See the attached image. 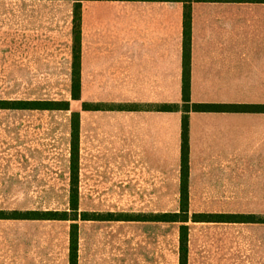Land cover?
I'll return each instance as SVG.
<instances>
[{
	"label": "crops",
	"instance_id": "obj_1",
	"mask_svg": "<svg viewBox=\"0 0 264 264\" xmlns=\"http://www.w3.org/2000/svg\"><path fill=\"white\" fill-rule=\"evenodd\" d=\"M78 4L82 98L72 101L82 104L73 111L88 141L80 198L95 196L84 184L105 191L115 180L125 197L180 198L183 113L159 107L183 103V1L0 0V85L33 69L66 73L72 85ZM191 11V102L264 105V2L193 1ZM189 141L190 264L193 224L264 231V111H190Z\"/></svg>",
	"mask_w": 264,
	"mask_h": 264
},
{
	"label": "rangeland",
	"instance_id": "obj_2",
	"mask_svg": "<svg viewBox=\"0 0 264 264\" xmlns=\"http://www.w3.org/2000/svg\"><path fill=\"white\" fill-rule=\"evenodd\" d=\"M27 74L26 78L3 80L16 84L0 85V99L69 100L71 109H0V211L6 217H35L50 211H68L76 216L69 205L71 113L82 110V104L72 101L66 73L61 79L45 78L37 69ZM55 80L63 83L52 84ZM80 142L85 147L86 136ZM88 152L86 149L83 157L88 158ZM88 167L86 164L83 169L86 179L91 175ZM99 184H84L85 189H92L87 193L95 196L80 198V213L100 217L85 221L80 215L79 264H179L180 223L104 217L123 213L126 218H148L177 212L180 198L125 197L119 181L107 182L105 191H95ZM71 223L0 218V264H69ZM192 234L190 264H264L263 229L193 224Z\"/></svg>",
	"mask_w": 264,
	"mask_h": 264
},
{
	"label": "trees",
	"instance_id": "obj_3",
	"mask_svg": "<svg viewBox=\"0 0 264 264\" xmlns=\"http://www.w3.org/2000/svg\"><path fill=\"white\" fill-rule=\"evenodd\" d=\"M185 3L184 10V53H183V103L165 105L159 107L160 110L167 111H181L182 117V144H181V185H180V209L177 212L157 213L150 215L148 218L130 217L120 214L114 216L113 213H108L109 217H104L105 220H129V221H157V222H176L180 223L179 227V264H189V241H190V227L186 222L189 220V175H190V141H189V112L190 111H210V110H249V111H264V105L253 106H231V105H214V104H194L191 102V30H192V11L191 2L193 1H208V0H176ZM220 1H250V2H264V0H220ZM81 35H82V7L80 4L75 6L74 20H73V69H72V85H71V99L81 100L82 85H81ZM0 109H35V110H65L71 109V101H49V100H0ZM83 109H91V105L83 102ZM79 145H80V112L72 111L71 113V157H70V196L69 205L71 213L64 211L63 213L47 212L43 215L35 217H21L15 215L13 217H6L3 211H0V218H29V219H56L69 220L71 223L70 230V246H69V264H79V244H80V230L79 219L81 215L82 220L99 219L100 215L89 212L80 213V196H79ZM17 214H21L18 213ZM30 216L31 213H26ZM23 216V215H22ZM136 216V215H135ZM195 218L202 219H216L220 222H231V215H199ZM244 218L252 220V216H244Z\"/></svg>",
	"mask_w": 264,
	"mask_h": 264
}]
</instances>
